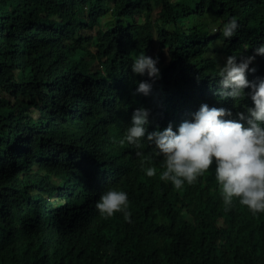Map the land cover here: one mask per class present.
I'll use <instances>...</instances> for the list:
<instances>
[{
	"label": "trees",
	"instance_id": "1",
	"mask_svg": "<svg viewBox=\"0 0 264 264\" xmlns=\"http://www.w3.org/2000/svg\"><path fill=\"white\" fill-rule=\"evenodd\" d=\"M233 16L239 28L224 38ZM260 43L264 0H0V264H264V212L235 198L226 208L212 173L180 189L158 172L127 179L130 218L107 231L82 208L113 147L129 150L115 142L119 118L141 95L129 91L127 106L121 92L150 79L132 72L136 55L157 48V110L144 106L160 127L166 108L168 124L201 102L251 105L221 99L216 73ZM251 66L249 79L264 76V56Z\"/></svg>",
	"mask_w": 264,
	"mask_h": 264
},
{
	"label": "clouds",
	"instance_id": "2",
	"mask_svg": "<svg viewBox=\"0 0 264 264\" xmlns=\"http://www.w3.org/2000/svg\"><path fill=\"white\" fill-rule=\"evenodd\" d=\"M238 28L233 16L219 31L224 38H232ZM253 53L239 60L237 55H227L216 73V94L221 99L250 98L251 105L243 106V110H232L228 102H221L222 107L220 102H201L195 106L196 111L189 112L190 119L178 118L175 129L171 122L160 128L151 119L155 115L140 100V106L125 120L119 118L125 129L115 142L129 150L121 152L113 147L111 154L117 156L116 160L103 168L106 172L95 176L93 189L82 205L84 210L91 205V212L99 216L95 225L98 231L114 228L122 221L120 216L130 218L128 193L121 190L129 189L123 182L133 177L141 180L143 173L154 176L158 172L161 180L170 181L176 189L185 183L199 186L206 174L212 173L226 208L235 198L253 215L264 212V76L248 78L249 73L257 71L255 66L250 67L256 55L264 56V43L258 44ZM158 63V56L143 52L133 58L132 72L150 78L137 82L135 94H153V83L161 76ZM116 85H108V97L118 95L119 83ZM122 98L130 106L131 93L121 92ZM141 154L158 160L159 168L153 161L144 163Z\"/></svg>",
	"mask_w": 264,
	"mask_h": 264
},
{
	"label": "bare ground",
	"instance_id": "3",
	"mask_svg": "<svg viewBox=\"0 0 264 264\" xmlns=\"http://www.w3.org/2000/svg\"><path fill=\"white\" fill-rule=\"evenodd\" d=\"M123 83V81H119V86H118V88L119 87H121V86H123V85H120V84H122ZM126 91L127 92H129V91H135V89H133V90H129V88H127L126 89ZM125 91V92H126ZM136 96H131V98L129 99V100H131V102H134V103H131V104H135V98ZM153 97L154 96H152V95H149V96H145V95H141L140 96V98H141V100H142V102H146V103H144L146 106H149V107H151L152 109H154V110H157L156 108H155V106H156V102H155V100H153ZM147 99H149L148 101L150 102L149 103V105H147ZM130 102V101H129ZM158 106H168V104H165V101H160L159 103H158ZM133 108L135 107V106H132ZM174 107V106H173ZM175 109V108H174ZM162 113H163V117L160 119L161 121H162V125L160 126V127H162V128H164V127H166L167 126V124H165V122H166V119H167V108L166 109H162V110H160ZM193 111H196V109H194L193 107L191 108V111L190 112H193ZM173 112V114L175 115V113L176 112H178V111H172ZM187 112H189V111H187ZM187 112H183V111H181L180 113L182 114V117L181 118H183V119H181V121H183V120H185V119H190L189 117H191V115L189 116V115H186V113ZM152 120L154 119V117H152L151 118ZM181 121H179V122H181ZM176 122H178V119L176 120V121H171V123L173 124V127H174V129H175V126L176 125H178V124H176ZM160 125V124H159ZM152 127V126H151ZM143 145H145L144 143H142V146Z\"/></svg>",
	"mask_w": 264,
	"mask_h": 264
},
{
	"label": "rangeland",
	"instance_id": "4",
	"mask_svg": "<svg viewBox=\"0 0 264 264\" xmlns=\"http://www.w3.org/2000/svg\"><path fill=\"white\" fill-rule=\"evenodd\" d=\"M103 25H104V27H105V28L107 27V24L103 23ZM156 49H157V48H156ZM156 49H155V50H153V53H152V54H150V56H153V54H156V53H154V52L156 51ZM218 63H219V64H221V63H224V61H222V60H219V61H218Z\"/></svg>",
	"mask_w": 264,
	"mask_h": 264
}]
</instances>
